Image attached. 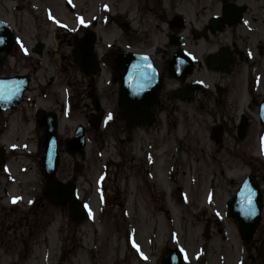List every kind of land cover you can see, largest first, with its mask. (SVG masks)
Instances as JSON below:
<instances>
[{"label":"flooded vegetation","instance_id":"1","mask_svg":"<svg viewBox=\"0 0 264 264\" xmlns=\"http://www.w3.org/2000/svg\"><path fill=\"white\" fill-rule=\"evenodd\" d=\"M127 1L113 0L107 7V16L119 21L120 42L109 43L102 50L95 47L101 71L89 77L77 64L74 48L87 27L79 26L75 31L58 28L53 47H46L44 40L29 47L20 25L10 19L27 10L28 1L0 0V48L10 46L6 24L16 33L13 48L0 50V79L26 76L29 80L18 108L0 110V158L4 164L0 177L10 171L11 143L8 145L7 138L14 113L33 112L37 143L44 147L48 111L58 112L56 91L63 86L70 97L68 108L80 111L87 124L100 113L104 118L102 127L89 126L87 131L94 133L93 139L101 136L106 153L101 158L96 189L84 193L85 201L93 207V197L97 196L96 205L104 215H127L130 206L135 210L136 233L119 238L118 248L106 257L109 264H264V154L260 148L264 147V121L260 117L264 107V0ZM140 16L164 19L166 39L162 47L142 41L140 30L133 26V19ZM40 42L45 45L37 53ZM125 52L149 55L162 76V88L148 105L137 100L122 103L126 94L121 90V79L127 72ZM104 71L108 77L100 80ZM5 94L9 96L10 92ZM133 97L139 96L134 92ZM95 98L100 102L99 111ZM209 127L208 139L229 154L230 169L241 160L247 171L238 181L233 179L230 197L223 203L215 186L206 189L200 208L211 217L196 233L193 250L185 243L184 234L180 237L174 228L164 241L158 240L166 234L162 226L155 224L142 233L141 221L150 216L145 218L140 208L154 210L152 221L161 215L171 221L173 209H189L202 197L196 193L197 185L190 191L193 182L187 169L214 168L218 158L205 155L201 148L202 129ZM256 143L258 154L253 152ZM193 158H206L207 163L183 162ZM247 176L257 190L249 196L252 201L248 204L260 214L258 227L250 237L242 235L239 218H232L228 212V202L237 199L239 186ZM132 182L140 200H130ZM37 189L40 191L27 208L6 203V193L0 197V245L9 244L2 245L6 255L24 253L29 257L37 247L44 231L39 222L43 223L48 214V205L38 195L44 189L43 175ZM75 240V234L68 239L70 254L77 252ZM68 244L58 249L59 257L68 255ZM119 247L124 252L121 255L116 254Z\"/></svg>","mask_w":264,"mask_h":264},{"label":"rangeland","instance_id":"2","mask_svg":"<svg viewBox=\"0 0 264 264\" xmlns=\"http://www.w3.org/2000/svg\"><path fill=\"white\" fill-rule=\"evenodd\" d=\"M75 1V2H74ZM73 4L78 3V9L76 13H82L86 19L92 24L91 28L98 34L97 47L102 50L106 48L109 43L120 42V28L117 24H110V21L104 19L106 12H103V4H113V0H74ZM125 3L129 1L125 0ZM110 4V5H111ZM46 9L52 10L54 13L49 17L46 13ZM115 11V10H114ZM23 13H17L10 17L13 23L17 22L20 25L23 35L27 39L28 45L31 47L38 40L46 41V47L51 48L56 43V23L63 21L65 24L71 23L79 25L77 21V15L71 11L63 0H28L27 10ZM132 19V18H131ZM96 21V22H95ZM133 26L135 30H140L142 41L152 43L153 46L161 45L165 41L166 26L164 19L160 17H137L133 19ZM22 33V32H21ZM108 74L104 71L99 79L105 80ZM63 83V82H62ZM56 95L59 99L57 106L60 113V153L61 161L58 169V176L62 180H71L74 177L73 171V159L64 150L65 138L71 136L75 127L79 122L85 123L83 115L77 109L73 111L70 117L66 118L62 114V105L64 102V90L61 86L60 91H56ZM51 100V99H50ZM211 126V122L209 121ZM197 126V125H196ZM33 112L27 110V112H15L12 119L11 132L7 138L8 145H16L17 150H12L9 156H12L10 160V171L5 176L0 177V197L7 193L6 201H9L10 195H16L21 197L22 201L18 204L22 208L29 207L30 199L33 195L32 192H36V189L40 187L41 180V168L42 159L41 154L37 147V135L34 131ZM209 128L202 129L201 135V148L203 153L208 155H214L218 160L214 161V168H204L201 170L187 169L189 171V181L192 179L193 188L197 185L196 193L200 196L199 200H194L193 204H190L189 209L177 208L171 216L172 220L168 221V218L164 220L161 215L157 220L152 221L150 217L153 215L154 210L140 208L143 210V216L148 218L141 221L142 233H147L151 230L153 225H157L159 228L162 226L164 233L158 240H168L169 232L171 228L176 232L185 236V243L189 244V249L193 250L192 243L195 241L196 233L199 232L206 223L207 218L211 217V213L203 214L200 208L203 205V196L206 189L209 186H215L220 201L223 203L228 197H230L232 189V181L235 179L238 181L241 179L247 171L243 161H236L233 164V169H230V165L227 159H230L229 154L222 150L221 145H216L208 139ZM87 146V164L86 167L78 173V188L81 196L85 192H93L95 188V182L97 176L102 170L101 157L106 153V148L103 147L101 136L93 139L92 133H90ZM197 139V138H196ZM27 145H26V144ZM33 151V152H32ZM253 152L259 153L257 149V143L253 146ZM221 160V163L219 162ZM184 163L201 165L207 163L206 158L198 159H184ZM24 167V168H22ZM159 168V167H158ZM224 170L226 173L224 174ZM184 176L186 182L185 187L188 185V174ZM124 183H122V186ZM202 186V189H200ZM129 197H136L140 200L137 194L136 184L133 182L130 184ZM93 203H98L97 196L93 197ZM46 201H44L45 203ZM47 204H49L47 202ZM93 205V215L89 219L83 220L81 223L74 224L70 218V211L67 205H60L54 207L50 204L47 206V217L45 216L44 222L40 221V227L44 228V231L38 237V244L35 248L33 255L26 257L24 253L21 256H10L4 254L2 245H9L2 243L0 245V264H109L108 260H104V257L109 254H113V250L118 248L119 238L123 234H127V230L130 226H134L133 222L135 216V210L130 206V217L126 215L122 216L118 213L113 215V212H106L104 215L99 209V206ZM196 206H198L196 208ZM139 213V210H137ZM191 213L192 215H187ZM197 215V216H195ZM165 224H164V222ZM173 226V227H172ZM264 227V224H263ZM76 235L74 241L77 246V252L69 253L70 248L68 239ZM126 236V235H125ZM182 240V239H181ZM184 243V241H182ZM65 244L67 246L68 255L64 258L58 257V249ZM123 244V242H122ZM124 249V246L122 247ZM121 248L117 251L118 254ZM116 255V256H117ZM113 260V259H112ZM111 260V261H112ZM115 260V257H114ZM132 262V260H131ZM122 264V263H120ZM131 264V263H127Z\"/></svg>","mask_w":264,"mask_h":264},{"label":"water","instance_id":"3","mask_svg":"<svg viewBox=\"0 0 264 264\" xmlns=\"http://www.w3.org/2000/svg\"><path fill=\"white\" fill-rule=\"evenodd\" d=\"M87 42L91 44L95 42L94 33H90ZM82 65L84 69L91 67L90 62L82 63ZM51 135L53 138V142L51 143V148H49L47 152L46 163H45L46 179L49 181L48 183L49 193H50L49 195L52 196L53 194H55L56 196L58 195L61 198L63 196H66L69 200L70 207L75 218L78 220H82L85 215L77 199L75 187L72 184H64L62 182H59L55 178V172L59 160L57 155V145H56L57 135H56L55 125L53 127V131ZM84 145H85L84 129L82 127H79L76 131L75 137L72 140L68 141V151L74 152L76 148V150L83 152ZM53 185L55 187H53ZM56 189H58L57 193H56Z\"/></svg>","mask_w":264,"mask_h":264},{"label":"snow or ice","instance_id":"4","mask_svg":"<svg viewBox=\"0 0 264 264\" xmlns=\"http://www.w3.org/2000/svg\"><path fill=\"white\" fill-rule=\"evenodd\" d=\"M108 119H111V116H109ZM13 202H15V201H13Z\"/></svg>","mask_w":264,"mask_h":264}]
</instances>
